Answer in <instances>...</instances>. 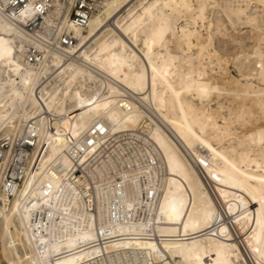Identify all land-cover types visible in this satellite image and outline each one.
<instances>
[{"label":"bare ground","instance_id":"obj_1","mask_svg":"<svg viewBox=\"0 0 264 264\" xmlns=\"http://www.w3.org/2000/svg\"><path fill=\"white\" fill-rule=\"evenodd\" d=\"M25 1L0 0V264H264V0H103L83 29Z\"/></svg>","mask_w":264,"mask_h":264},{"label":"built area","instance_id":"obj_2","mask_svg":"<svg viewBox=\"0 0 264 264\" xmlns=\"http://www.w3.org/2000/svg\"><path fill=\"white\" fill-rule=\"evenodd\" d=\"M25 0H12L11 4L5 10V13L10 14L16 11H19L20 8L25 6ZM35 3L38 4L40 8V0H35ZM103 0H77L75 6L71 13V21L76 25L77 28L83 29L87 26L89 19L96 14L99 9L101 8ZM31 30V29H30ZM48 36V42H46V46L52 52H58L66 55L67 59L71 58L72 56L68 55L66 49L71 48L76 44V39H74L69 34L63 33L58 36L55 33V30H50ZM39 55V52H36L35 49L31 48L28 51V56L32 55ZM32 58V57H31ZM32 62V59H30ZM21 146L18 148L20 151ZM8 149V142L7 141H0V172L3 164L4 153ZM17 162V161H16ZM21 169L14 164H11L5 171L4 174V183L6 185V191H10L12 186L15 185L17 182L19 185L21 184V178L17 180V174H21Z\"/></svg>","mask_w":264,"mask_h":264},{"label":"rangeland","instance_id":"obj_3","mask_svg":"<svg viewBox=\"0 0 264 264\" xmlns=\"http://www.w3.org/2000/svg\"><path fill=\"white\" fill-rule=\"evenodd\" d=\"M231 71H232V73L234 74V75H236L237 76V73L235 72V70L231 67ZM4 264H6V263H4Z\"/></svg>","mask_w":264,"mask_h":264}]
</instances>
